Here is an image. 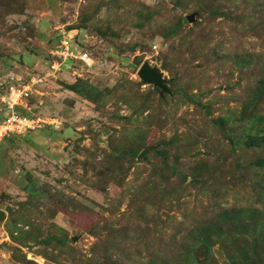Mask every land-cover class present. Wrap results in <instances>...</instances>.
I'll return each mask as SVG.
<instances>
[{
  "label": "rangeland",
  "instance_id": "374dc122",
  "mask_svg": "<svg viewBox=\"0 0 264 264\" xmlns=\"http://www.w3.org/2000/svg\"><path fill=\"white\" fill-rule=\"evenodd\" d=\"M263 22L264 0H0V84L29 85L20 111L60 121L2 144L0 264H198L176 254L193 223L264 206V147L246 143L264 128V98L249 105Z\"/></svg>",
  "mask_w": 264,
  "mask_h": 264
},
{
  "label": "trees",
  "instance_id": "16d2710c",
  "mask_svg": "<svg viewBox=\"0 0 264 264\" xmlns=\"http://www.w3.org/2000/svg\"><path fill=\"white\" fill-rule=\"evenodd\" d=\"M176 26L179 27L180 23L176 24ZM174 28L177 29L176 27ZM85 84L86 82L84 81L79 85L75 84L74 87L73 85L68 87L72 89L77 88V90L83 93L84 88L82 85L85 86ZM82 88L83 90H81ZM88 88L91 90L96 89L93 85H89ZM3 91L4 87L0 84V94ZM263 98L264 76L258 81L252 101L249 105L251 106L253 104L255 108L258 109L262 104ZM17 109L22 113L20 107ZM1 119L2 116L0 120ZM215 122L218 129L226 130L228 124L226 118L219 117ZM255 122L257 126H263L264 116L256 114ZM255 131L256 133L249 135L246 143L249 144V146L257 145V147H264V128L262 131L258 128ZM260 163L264 164V160L261 159ZM180 175H182L180 178L181 180H187V175L181 173ZM197 181L198 179L193 177V181H191L190 184H194ZM261 187H263L264 190V183ZM172 192L173 191L170 193ZM152 203L155 204L156 202L152 201L151 204ZM250 233L254 234L253 237H250ZM181 242H183V244L178 247L176 254L185 250V255L179 256V258H182V260L185 259V261L187 259L190 261L193 259L195 260L198 257V264H220L213 251L214 245L220 243L233 264H264V206H220L218 209L212 211V215L209 216L208 219H199L197 222L193 223L191 229L183 236ZM180 264H183L182 261H180ZM191 264H193V262Z\"/></svg>",
  "mask_w": 264,
  "mask_h": 264
},
{
  "label": "built area",
  "instance_id": "2783aa9c",
  "mask_svg": "<svg viewBox=\"0 0 264 264\" xmlns=\"http://www.w3.org/2000/svg\"><path fill=\"white\" fill-rule=\"evenodd\" d=\"M66 52H62L66 58L72 59H86L87 52L81 51L76 54L74 50L70 47H65ZM36 81V80H35ZM32 83L33 82L32 80ZM31 88L29 85H24L22 87L10 84L4 89V94H0V101L4 107V116L0 120V145L4 142L5 138L11 134H25L30 130L39 128L43 124H49L54 127H59L60 121H57L55 117H48L43 119L42 117H34L32 115L22 114L18 111V107L26 105L28 102V97L31 95Z\"/></svg>",
  "mask_w": 264,
  "mask_h": 264
},
{
  "label": "water",
  "instance_id": "95a60500",
  "mask_svg": "<svg viewBox=\"0 0 264 264\" xmlns=\"http://www.w3.org/2000/svg\"><path fill=\"white\" fill-rule=\"evenodd\" d=\"M188 19L192 21L194 20V16L191 15L188 17ZM138 74L144 82L161 88L162 93L169 91L166 80L163 76V72L160 71L156 66H152L149 62L143 63ZM147 152L148 150H143L141 152V156L145 155Z\"/></svg>",
  "mask_w": 264,
  "mask_h": 264
},
{
  "label": "crops",
  "instance_id": "0c3cea01",
  "mask_svg": "<svg viewBox=\"0 0 264 264\" xmlns=\"http://www.w3.org/2000/svg\"><path fill=\"white\" fill-rule=\"evenodd\" d=\"M8 85V84H7ZM1 101H0V118L1 116H4V113L2 112L3 109H1ZM2 114V115H1ZM7 149H12V145L6 143L4 146H0V189H5L8 186V180L11 178V175L13 174L12 167L10 166V159L7 155L10 154V151ZM1 158H5L6 160H1ZM7 162V164H6ZM5 163V166L3 165ZM1 170H4L3 172ZM7 183V184H6ZM4 185V186H1Z\"/></svg>",
  "mask_w": 264,
  "mask_h": 264
}]
</instances>
